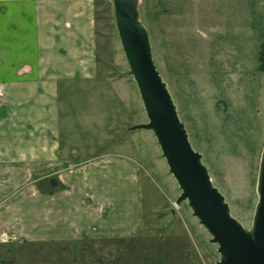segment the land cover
I'll use <instances>...</instances> for the list:
<instances>
[{"label": "rangeland", "instance_id": "1", "mask_svg": "<svg viewBox=\"0 0 264 264\" xmlns=\"http://www.w3.org/2000/svg\"><path fill=\"white\" fill-rule=\"evenodd\" d=\"M97 3L101 75L69 88L84 91L73 106L87 114L96 116L95 107L112 109L110 127L94 131L95 147L99 140L106 149L117 147L124 129L128 145L137 135L131 142L140 143V162L155 180V187L147 180L144 185L146 228L118 241L65 244L3 233L0 264H217L221 255L209 231L188 201L176 204L181 189L153 132L129 131L148 117L118 34L113 0ZM137 8L193 148L231 214L251 229L264 152V0H137ZM63 98L64 104L73 103L67 93ZM114 107L120 109L117 124ZM74 121L81 124L79 112ZM88 123L97 124L93 117Z\"/></svg>", "mask_w": 264, "mask_h": 264}, {"label": "crops", "instance_id": "2", "mask_svg": "<svg viewBox=\"0 0 264 264\" xmlns=\"http://www.w3.org/2000/svg\"><path fill=\"white\" fill-rule=\"evenodd\" d=\"M99 11L97 0H0V234L65 244L118 241L146 228L144 185L155 180L131 142L137 135L128 145L124 129L117 147H95L94 131L110 127L112 109L87 114L73 106L84 91L69 88L100 78ZM52 177L58 187L41 191Z\"/></svg>", "mask_w": 264, "mask_h": 264}, {"label": "water", "instance_id": "3", "mask_svg": "<svg viewBox=\"0 0 264 264\" xmlns=\"http://www.w3.org/2000/svg\"><path fill=\"white\" fill-rule=\"evenodd\" d=\"M115 21L148 122L130 127L153 132L169 172L181 194L176 204L188 201L193 214L211 234L221 255L217 264H264V152L262 155L253 226L246 229L230 211L224 195L213 184L202 154L189 139L185 124L152 55L149 34L139 20L137 0H113ZM56 177L40 182L43 192L56 188Z\"/></svg>", "mask_w": 264, "mask_h": 264}, {"label": "built area", "instance_id": "4", "mask_svg": "<svg viewBox=\"0 0 264 264\" xmlns=\"http://www.w3.org/2000/svg\"><path fill=\"white\" fill-rule=\"evenodd\" d=\"M1 99H2V92L0 91V103H1Z\"/></svg>", "mask_w": 264, "mask_h": 264}]
</instances>
